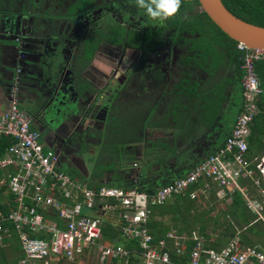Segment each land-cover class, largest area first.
I'll list each match as a JSON object with an SVG mask.
<instances>
[{"label": "built area", "instance_id": "obj_1", "mask_svg": "<svg viewBox=\"0 0 264 264\" xmlns=\"http://www.w3.org/2000/svg\"><path fill=\"white\" fill-rule=\"evenodd\" d=\"M237 49L242 70L241 109L228 135L185 175L153 192L104 185L91 188L59 170V156L44 147L30 115L11 92L8 107L0 112V139L13 141L0 165L12 164L16 172L6 181L12 207L6 214L0 212V244L12 229L17 233L22 254L16 264H77L90 261L92 255L100 264L130 256H136L138 264H264V250L245 245L239 238L216 249L203 236H183L174 230L155 239L148 226L152 207L186 192L192 199L205 196L212 186L215 195L230 201L233 191H239L247 209L264 222V201L241 184L244 178L258 187L264 184V155H247L250 125L259 112L257 100L262 92L257 94L252 87L258 80L262 89L255 63L264 60V48L237 42ZM39 209L53 218H46ZM105 209L120 217L118 235L107 242H103ZM188 240L192 245L186 250Z\"/></svg>", "mask_w": 264, "mask_h": 264}, {"label": "rangeland", "instance_id": "obj_2", "mask_svg": "<svg viewBox=\"0 0 264 264\" xmlns=\"http://www.w3.org/2000/svg\"><path fill=\"white\" fill-rule=\"evenodd\" d=\"M74 1L0 0V36H15L14 41H7L8 45L0 46V59L3 62L0 61V66L7 64L5 67L10 69L8 72L10 73L9 79H4L1 76L5 83H0V87H7V83L10 82L9 85L12 89V86H18V84L24 83L25 80L31 92L30 95L41 97L43 91L39 88L43 87L42 84L48 77L45 83L49 84L55 81L57 87L61 85L62 88L70 89L73 93V100L67 97L54 98V106H56L54 114L58 122H61L60 127L67 132L57 138L59 143L56 150L59 151H55L61 153H56L59 156L58 169L65 171L74 180L87 187L112 186L114 184L125 189L133 188L134 184L125 181L123 179L125 174H122L120 170L125 167L131 168L126 173L130 178V174L134 172L132 169L134 168L136 172L140 170V166L145 165L148 162V156L152 154H148L147 158L146 150H142L141 157L138 156V159H135V151L131 147L134 146V143L142 140L143 134L157 135L154 138L155 144L160 142L161 139L158 130H146L149 121L155 124L157 119L161 118L152 117V111L151 113L148 112L147 103H143L140 106L141 111L138 112L131 108V100L125 98V92H129V87L133 84V81H135V87L142 85L140 80L150 68V62L145 60L143 50L128 48L123 44L110 43L108 40L98 44L89 60L83 59V62H87L85 66H83L81 54L83 40L93 35L97 29L104 30L108 28L121 33L127 27L137 28L141 25H139L138 18L133 15L128 18L127 22H122L125 9L122 6L114 7L115 4L112 0H94V9H90L80 17L68 16L65 14L66 8ZM106 1L109 2L107 6L105 5ZM46 11L48 12L42 13ZM104 13L116 18L118 22L114 25H108L105 22ZM150 27H155V25H150ZM167 34H170V31ZM184 36L189 35L184 34ZM180 44L182 45L181 39H179L177 46L172 47L170 40L166 39L167 48L162 53L167 57L171 70H177L173 81L177 82L178 74L183 71V77L188 78L189 83L185 84L187 86L193 85L198 79L204 81L205 79H201L197 75L198 68H194L192 61L189 62V67L181 65L184 63L182 57L185 58L187 53L185 51L186 45L180 46ZM169 45L171 47H168ZM9 46L10 49L7 48ZM39 55L45 56L42 58ZM37 65L39 70L35 68ZM137 74L139 77H137ZM51 76L53 77L51 78ZM21 78L23 81H21ZM81 84L84 87L88 86L89 89L85 96L80 94V98L76 90L82 93L81 87H77ZM117 92L124 93L122 95L123 101L120 102L123 105L119 103L117 104L120 106H116L117 104L112 105L119 100L116 96ZM108 100L110 101L106 109L108 108L107 111H110V113L106 112L104 116L108 120V115L116 114L121 121L123 130L108 135V137H103V143L97 146V149L94 145H89V133L93 130L94 132L97 131L96 124L99 122L98 119H101L99 113L103 109V104ZM39 104L40 102L36 106H42V104ZM44 106L46 112L48 106ZM155 110L153 113L157 115L162 111L160 108ZM70 112L75 114L73 119L69 118ZM149 113L150 118L146 121ZM106 126L103 127V130ZM86 144L89 146H85ZM127 145L131 147L127 149ZM139 146L138 151L144 147L143 145ZM140 176L139 173L137 177ZM213 187L205 194V197L207 200L212 201L215 212H219L220 222H223L222 209L225 210L227 202L217 195L211 197L214 193ZM152 188H157V186H152ZM213 214L214 212H211L208 215L212 218ZM110 218L111 216L107 215V219ZM203 225L206 226L205 230L207 231V229L216 225V222H206ZM196 227L197 225L194 227L195 234L202 236L197 233ZM188 234L184 231L180 235L186 236ZM216 235L217 233L214 234V236ZM244 235L249 243L264 248V226L260 220L252 230L244 231ZM211 236H213V233H211ZM128 259H123V264H126ZM95 261V256H90L89 264H97ZM85 263L86 261L83 260L77 264Z\"/></svg>", "mask_w": 264, "mask_h": 264}, {"label": "crops", "instance_id": "obj_3", "mask_svg": "<svg viewBox=\"0 0 264 264\" xmlns=\"http://www.w3.org/2000/svg\"><path fill=\"white\" fill-rule=\"evenodd\" d=\"M14 39L15 36H0V46L8 45L7 41H12V40L14 41ZM182 45L183 46L186 45L185 51L187 54L185 55V58L182 57L184 63L181 65L185 67H189L190 65L189 62L192 61L194 68L195 67L198 68L197 75H199L201 79H205L204 81H200L197 78L198 80H196V82L193 83V86H195V84H197L198 86V87L196 86L197 87L196 90L192 92H188L187 91L188 86L185 85L186 82L180 83L182 79L188 80L187 77H183L184 71L178 74L179 76H177V82L175 80L173 81L174 76L177 74V70L174 71L171 70V67L168 64L167 57L162 54L163 49H161V51H159V53L161 54L160 57L157 56V58H153L155 56L154 53L151 55L149 60L150 68H148L145 76L140 80L142 81V85H138V87H135L134 86L135 81H133L132 82L133 84L130 85L129 87V92L127 91L125 92L126 100L127 99L131 100V105H132L131 108H134L136 111H138V102L146 101L148 105V112L151 113L152 111V117L155 116L156 118H161V119H157V123L155 124H152L151 121H149V124L147 125V129H146L147 131L148 129L158 130L159 132L158 134H160L159 136L161 137L160 142H158L157 144L154 143L155 142L154 138L157 136L155 134H148V135L143 134L142 140L139 141L138 143H134L133 147L128 145L126 146L127 149L129 147L134 149L135 159H138V156L141 157L143 153L142 150H146V157L148 156V154H152L151 156H148L149 158L147 157L148 162L145 165L143 164V166H140V170H137L136 172L134 168L132 169L134 170V172L130 174V178L128 177L129 175L128 176L126 175V173L127 170L131 168L125 167L120 170L122 174H125L123 176V179L125 181H130V183H133L134 187L133 186L132 187L133 188L137 187L136 189L152 188V186H157L158 188L168 182H171L172 180H175L176 178L185 175L194 165L200 162L204 157L214 152L217 149V147L222 143L226 132L229 129H231V126L234 121L235 112L237 111L239 106V102H240L239 98L237 101H234L235 99L231 97L232 90L234 89V86L232 84H228L225 86L224 96L220 101V105L216 103V100L205 104L204 100L200 98L199 93L201 92L200 90L201 85L204 82H207L210 76L208 69H206L207 65L204 63V66H201L199 63L196 62V59H198L199 57L197 55L198 50L196 48H193L191 49L192 51H188V47H190V43L182 44ZM182 45L180 44V46ZM7 48L10 49V46ZM194 54H196L197 57L191 58V56ZM44 56L45 55H42L40 57L44 58ZM0 61L2 62V59H0ZM6 65L7 64L0 66V83H5V81L1 78V76L4 79H9L10 73L8 72L10 69L5 67ZM35 68L39 70L38 65L35 66ZM190 69L193 70L192 67H190ZM238 69L240 70V65H237L236 62L225 61L222 64V66L217 67L214 69V71H212L213 75L211 80L218 81L221 78L234 80L235 78L234 74L236 73L235 70ZM41 73L44 74L42 71ZM138 74L137 77H139ZM134 76H136V74H134ZM21 77L23 76L21 75ZM24 79L28 80L25 77ZM21 81H23L22 78ZM9 84L10 82L7 83V87H0V112H3L8 107L10 94L11 92H14L15 96L19 97L18 103L20 108L26 111L28 115L29 113L31 114L33 113L36 116V118L32 120L33 123L32 127L39 132L40 139L44 147L54 152L59 151L56 150V147L59 143L58 141L59 139L57 140V138L67 133L66 130H64V128L60 127L61 122H58L57 117L54 114L55 113L54 111L56 109V106H54L55 103L54 98L60 95L61 88L57 87V84L53 83V81L50 82L49 84L48 83L42 84L43 87H40L39 89L42 90L43 92L41 94V97L39 96L37 97L30 95L31 92L29 91V88L26 85L25 80L24 83H21L22 85L18 84V86L15 87L12 86V89ZM208 86H210V83L207 84L206 89L208 88ZM237 86L240 87V81ZM17 87L19 88L20 92L18 91ZM88 89H89L88 86L84 88L83 96H85V94L88 93ZM227 90H229V92H227ZM63 93L65 95V91H63ZM123 94L117 92L116 96L118 97L119 100L112 105H116L117 103L123 105V103H120L123 101L122 100ZM236 95H238V97H240L241 99V89H239ZM38 102H40L42 106L37 107L36 104H38ZM44 105L48 106L46 112L44 111L45 110ZM207 105H210L211 110L212 107H214V113L206 112ZM155 108L156 110L157 108L162 109L159 115L153 113ZM150 113L149 115H147L148 118L146 117V121L150 118ZM74 116L75 114L71 113L69 115V118L73 119ZM100 116L101 119H98L99 122H97L98 124H96L97 131L94 132L93 130L91 133H89L90 136L89 144L94 145L95 147L100 146L103 143L102 142L103 137L106 136L108 137V135H111L107 133L108 126H106V128H104L103 130V127L107 125L106 117L102 116V114H100ZM65 119L67 120V118ZM118 120L120 121L119 118ZM63 121L64 119L62 120V122ZM252 128H254L255 130L257 129V124H254V119L250 125V134H249L250 136L252 135V130H251ZM121 130H123V128H121L120 131ZM250 136L248 138H250ZM261 136H262V142H264V133ZM139 145L144 146L140 151H138L137 149L140 148ZM251 147L253 152H251L252 154H248V157L255 155H264V144L261 145L259 144V142H255V143H251ZM7 156L8 154L6 149L3 152V154L0 155V160L6 158ZM15 172H16V167H14L12 164L4 165V166L0 165V207L6 206L7 208V212H2L1 210L0 212L4 214L8 213L12 207V197L7 189L6 181L8 175H11ZM139 173L141 176L138 178L137 176L139 175ZM241 184L252 195H255L258 200L264 201V193L261 192V188H264V184H261V187L255 186L253 182H251V179L249 178L241 179ZM112 186L123 188L114 184ZM95 187L97 186H93L91 188H95ZM215 190L216 189H214V193H213L214 196H215ZM233 193H239L242 198V195L239 191H233ZM203 199H206V197L203 196ZM223 200L224 201L226 200L227 203L232 202L228 199V197H225ZM39 211L44 216H46V218L48 219L53 218L51 214L44 212L45 210L39 209ZM103 213H104L103 215L104 223L105 222L109 223L112 227H115L117 225L116 222L120 221V217L116 211L111 212L108 210L106 211L105 209V211L102 212V214ZM107 215L111 216L109 220L107 219ZM166 217L164 216V218ZM237 222L238 221L235 220V223ZM261 223L264 226V222L261 221ZM245 228H240V229L242 232H244L247 230V229L244 230ZM233 238H239V237L235 236L230 238L229 240ZM212 240L213 238L210 239V242ZM229 240H226V238L222 237V240H220L221 241L220 248L224 246ZM103 242H107V241L104 240ZM245 242H246V238H245ZM248 244L252 245L251 243ZM1 246L4 249L5 257L4 259H1L0 264H16L17 259L21 256L22 252L20 249L21 246L17 233L13 229L10 231L9 235H6L4 237ZM113 261H117V263H119L120 261L122 262L123 259H113L103 264H111ZM95 262L97 264H100L97 261ZM89 263L90 261H86L85 264H89Z\"/></svg>", "mask_w": 264, "mask_h": 264}, {"label": "trees", "instance_id": "obj_4", "mask_svg": "<svg viewBox=\"0 0 264 264\" xmlns=\"http://www.w3.org/2000/svg\"><path fill=\"white\" fill-rule=\"evenodd\" d=\"M221 1L224 6L237 17L247 22L264 26V0ZM117 2L118 5L120 4L125 6V18L128 15H140L139 25L141 26L138 28H126L121 33L115 30H110L106 27L104 30L101 28L97 29L93 35L83 40V51L81 54L82 62L84 58L89 60L94 51L97 49L98 44L107 40L110 43L120 45L123 44L126 47L141 49L144 52V57H146L145 60L149 61L153 53L155 54L153 58L161 56L159 51H161V49L164 51L167 48L166 39L170 40L172 47L177 46L179 44V39H181L182 44L190 43L188 51H192L191 49L193 48L198 50L197 55L199 57L196 59V62L201 66H204V63L207 65L206 69H208L210 76L207 82H204L200 87V98L204 100L205 104L216 100V103L220 105V101L224 96L225 86L232 84L234 89L232 90L231 97L235 99L234 101H237L238 98L240 101L235 115L239 112L241 109V99L236 94L239 89H241V85L240 87L237 85L242 77V70H235L236 73L234 74V80L223 78L218 81L211 80L213 75L212 71H214L215 68L222 66L225 61H234L237 65H240V51L237 49V42L222 32L210 20L204 11L199 10L197 0H182L180 11L174 17L169 18L165 22H159L148 17L142 9H139L136 6L135 0H117ZM94 7V0H75L72 4L67 6L65 14L68 16L80 17L90 9H94ZM47 12L48 11L43 12V14ZM106 21L109 23L108 25L116 24H112V22L116 21L114 18H107ZM161 23H163V25ZM150 25H155V27H150ZM169 31L170 34L166 35ZM184 34H188L189 36H184ZM168 47L171 46L169 45ZM197 55L194 54L191 58H195ZM86 63L87 62H83V66H85ZM255 71L260 78L261 87L264 89V60L257 61L255 63ZM181 82L187 83L188 80L182 79L180 83ZM209 83L210 86L206 89V86ZM196 86L197 84H195V86H188L187 91L192 92L196 90L198 87ZM109 101L110 100L103 105V109L101 111L102 116H104L106 112L110 113V111H107L108 108L106 109ZM143 103L147 102H138V112L141 111L140 106H142ZM257 104L259 111L261 112L256 114L254 117V124H257V131L254 128L251 129L252 135L248 138V142L250 144L247 155L252 154L251 152H253L251 143L259 142L261 145L264 144L261 136L264 133V91L261 92L257 100ZM210 105L206 106V112L214 113V107H212L211 110ZM116 106L120 105L117 104ZM106 124L108 126V134H114L117 131L119 132L122 128L121 121L118 120V116L116 114L112 116L108 115ZM229 131L230 129L224 135V139L228 135ZM12 141V139L7 137H2L0 139V155L3 154ZM154 189L155 188H139L138 190L153 192ZM213 196L214 194L211 195V197ZM200 197L202 198L199 199ZM211 202V200L203 199V195H199L197 198L192 199L189 197L188 192H186L184 194L174 196L162 205L152 207V213L148 221L151 234L155 237V239H159L163 237L168 230L174 229L178 234L186 231L189 233L188 236H192L195 234L194 227L197 225L195 230L197 229V233L204 237L207 241V245L210 247L218 249L220 248V240H222V237L229 240L235 236H238L243 244L246 243L245 245H249L248 241L245 242L244 232H242L240 228L246 227L244 230H252L259 220L257 221L256 216L247 209V206L242 200L240 194L234 193L232 202L226 203L225 210L222 209L224 214L223 222H220L218 216L219 212H215V207L213 206L214 204ZM0 210L2 212H7L6 206L0 207ZM211 212H214L212 218L208 215ZM164 216H167V219L164 218ZM235 220L238 222L235 223ZM212 221H215L216 225L210 227L206 231V226L203 224L206 222L210 223ZM118 233L117 226L112 227L109 223H104V240H113ZM211 233H213V236H211ZM215 233H217L216 236H214ZM211 238H213V240L210 242ZM134 244L135 243H132V246ZM251 244L253 245V243ZM191 245V240H188L186 242V250H188ZM4 257V249L0 244V261L1 259H4ZM126 262V264H138L136 256H130ZM111 264H123V261L119 263H117V261H113Z\"/></svg>", "mask_w": 264, "mask_h": 264}, {"label": "water", "instance_id": "obj_5", "mask_svg": "<svg viewBox=\"0 0 264 264\" xmlns=\"http://www.w3.org/2000/svg\"><path fill=\"white\" fill-rule=\"evenodd\" d=\"M201 11L230 38L251 48H264V26L247 22L229 11L221 0H197Z\"/></svg>", "mask_w": 264, "mask_h": 264}, {"label": "clouds", "instance_id": "obj_6", "mask_svg": "<svg viewBox=\"0 0 264 264\" xmlns=\"http://www.w3.org/2000/svg\"><path fill=\"white\" fill-rule=\"evenodd\" d=\"M135 4L151 19L164 22L180 11L182 0H135ZM252 87L257 91V94L264 91L259 88L258 80L253 82Z\"/></svg>", "mask_w": 264, "mask_h": 264}, {"label": "flooded vegetation", "instance_id": "obj_7", "mask_svg": "<svg viewBox=\"0 0 264 264\" xmlns=\"http://www.w3.org/2000/svg\"><path fill=\"white\" fill-rule=\"evenodd\" d=\"M112 2H114V7H116V8H118V7H120V6H122L125 10H124V13H123V20H122V22H127L128 21V18L131 16V15H128L126 18L124 17V15H125V11H126V8H125V6L124 5H118V2H117V0H112ZM108 1H106L105 2V5L107 6L108 5ZM95 8V7H94ZM198 8H199V6H198ZM199 10H200V8H199ZM43 13V12H42ZM104 17L107 19V18H114V17H111L109 14H105L104 13ZM102 16H103V12H102ZM133 16H135L136 18H138L137 20H138V22H139V19H140V15H133ZM106 19H105V22L107 23V21H106ZM116 21L115 22H112V24L113 23H117L118 22V20L116 19V18H114ZM165 22V21H164ZM107 24H109V23H107ZM139 24H140V22H139ZM162 25H163V23H162ZM108 26V25H107ZM127 27V26H126ZM127 28H129V27H127ZM138 28V27H137ZM154 28V27H153ZM128 48H131V47H128ZM134 49H137V48H134ZM141 50V49H140ZM150 65V64H149ZM53 76H51V78H52ZM50 78V77H49ZM48 79V77L46 78V80ZM45 80V81H46ZM45 81H44V84H46L45 83ZM53 83H56L55 81H53ZM189 83V82H188ZM77 87H81L80 89L82 90V93H80V92H78L77 90H76V93H77V95L78 96H80V98H81V95L83 96L84 94V85L83 84H81L80 86H77ZM59 88H61V90H60V95H58L57 97H60V98H62V97H67L68 99H70V100H73L74 99V97L72 96L73 95V93H72V91H70V89H67L66 87L65 88H62L61 87V85H59ZM63 91H65V94L66 95H64V93H63ZM81 94V95H80ZM19 97H17V99H18ZM56 99V98H55ZM66 99V98H65ZM19 101V100H18ZM62 106V105H61ZM100 114L101 113H99V116H100ZM29 115H30V119H31V123H32V120H34L35 118H36V116L32 113H29ZM33 124V123H32ZM250 136V135H249ZM88 144H86L85 146H87ZM90 145V144H89Z\"/></svg>", "mask_w": 264, "mask_h": 264}]
</instances>
